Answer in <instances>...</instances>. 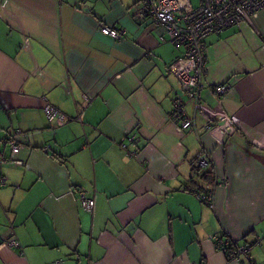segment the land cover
<instances>
[{"label":"crops","instance_id":"1","mask_svg":"<svg viewBox=\"0 0 264 264\" xmlns=\"http://www.w3.org/2000/svg\"><path fill=\"white\" fill-rule=\"evenodd\" d=\"M138 2L0 0V140L19 131L23 162L0 166V264H240L208 237H264V9L205 38V87L185 107L195 129L182 130L169 67L183 50L136 17ZM220 84L230 89L217 99ZM45 103L68 121L47 122ZM203 149L211 164L195 168ZM211 188L214 211L194 193ZM249 256L264 264V241Z\"/></svg>","mask_w":264,"mask_h":264},{"label":"built area","instance_id":"2","mask_svg":"<svg viewBox=\"0 0 264 264\" xmlns=\"http://www.w3.org/2000/svg\"><path fill=\"white\" fill-rule=\"evenodd\" d=\"M261 9H264V0H198L196 8H190L187 2L180 0H139L136 17L149 21L158 30V40L161 43L167 42L183 50L182 57L169 67V71L179 81L185 93L184 99L178 93H174L171 97L173 115L182 130L195 129L194 119L188 116L185 107L188 101L197 106L200 92L205 87L203 85V79L207 74L205 38L211 34L221 33L241 22L253 26L254 15ZM97 30L100 34L118 41L126 36L125 30L115 29L102 22L97 23ZM229 89L227 84H220L210 88V92L215 98L220 99ZM85 103L88 104L89 101L86 99ZM43 111L49 123L63 124L68 121L65 114L49 103H45ZM210 128L209 124L204 127L205 130ZM18 135L19 131H11L6 138L0 140V166L8 163L23 165L22 161L13 159L20 149ZM128 142L134 144V138L128 137ZM121 148L130 157L136 154L135 151H128L125 144H121ZM48 150V147L43 148L44 152ZM6 152L9 153V157L6 156ZM210 164V152L201 150L194 160V166L203 169ZM219 181L225 186L228 185V180L224 176H220ZM216 183L215 179L214 185ZM5 184V178L0 175V187ZM194 193L202 203L212 211L215 210L212 188L206 191L195 190ZM74 199L80 203L84 211L92 212L94 200L86 190L79 188ZM9 229H13V226ZM208 240L226 258L230 254V249L232 252L230 260L240 264H255L249 256V250L264 241V237L257 236L252 242H239L221 232L210 235ZM3 242L15 250L20 249L18 241L12 236H4Z\"/></svg>","mask_w":264,"mask_h":264},{"label":"trees","instance_id":"3","mask_svg":"<svg viewBox=\"0 0 264 264\" xmlns=\"http://www.w3.org/2000/svg\"><path fill=\"white\" fill-rule=\"evenodd\" d=\"M195 167V166H194ZM196 168V167H195ZM197 191H199V190H197ZM229 253L230 254H228V256H227V260L228 261H230V259H231V255H232V252H231V250L229 249Z\"/></svg>","mask_w":264,"mask_h":264}]
</instances>
